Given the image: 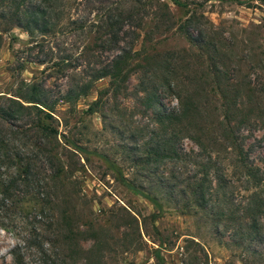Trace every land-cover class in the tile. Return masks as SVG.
Here are the masks:
<instances>
[{
    "label": "rangeland",
    "instance_id": "rangeland-1",
    "mask_svg": "<svg viewBox=\"0 0 264 264\" xmlns=\"http://www.w3.org/2000/svg\"><path fill=\"white\" fill-rule=\"evenodd\" d=\"M115 1L122 2L126 14L135 3L57 2L71 6V19L84 20L93 19ZM150 1L154 5L167 3L176 19L182 14L183 9L170 0ZM181 2L190 12L203 14L209 43L200 48L193 45L176 27L168 28L153 14L142 15L144 31L160 57L167 52L174 54V82L196 90L198 78L211 70L209 57L216 55L214 61L224 62L231 81L247 83L242 107L244 112L249 110L252 126L240 133L244 146L250 149V160L264 174V0ZM125 30L121 45L131 37V29ZM9 34L3 35L0 46V94L10 95L7 93H13L21 80L34 81L44 87L45 96L52 101L88 80L93 69L108 64L116 52L109 42L95 41L94 33L69 18H64L53 34L38 39L42 47L31 49L32 43L20 29ZM156 60L154 66L159 62ZM21 62L26 63L19 69ZM147 70L133 71L118 91L109 87L107 77L99 79L89 94L74 104L59 101L55 106L52 124L58 130L59 142L71 151L64 162L73 174L71 183L52 194L54 198L73 197L68 199L67 208L75 210L76 245L52 257L29 251L25 264H264V212L251 217L245 208L253 185L233 165V153L220 142L212 143L219 133L218 97L207 87L205 95L198 98L202 119L188 131L175 125L176 134L168 135L157 117L177 108L176 91L161 85L163 69ZM153 88L157 89L156 104L148 105ZM99 89L107 90L101 105L88 112ZM200 129L205 133L204 152L187 135H197ZM170 136L173 151L167 157L168 146L162 141ZM154 148L157 153L149 156L148 151ZM221 173L226 174L225 184L217 186L216 174ZM200 178L208 190L204 200L195 191ZM253 218L256 225L250 228ZM14 243L12 232L0 227V264H14L9 254Z\"/></svg>",
    "mask_w": 264,
    "mask_h": 264
},
{
    "label": "trees",
    "instance_id": "trees-1",
    "mask_svg": "<svg viewBox=\"0 0 264 264\" xmlns=\"http://www.w3.org/2000/svg\"><path fill=\"white\" fill-rule=\"evenodd\" d=\"M57 1L59 0H0V46L3 35L12 33L17 28L28 36L29 43H32L31 49L42 47L38 39L53 34L61 21L69 18L80 23L81 28L94 33L95 41L100 39L99 43L109 42L111 49L116 52L108 64L93 69L88 80L81 81L76 89L67 90L64 95L52 101H48L45 96L44 87L34 81L21 80L13 93L0 94V227L12 232L16 238V243L9 250L13 263L25 264L26 253L32 250L41 257H52L60 255L65 248L76 245L78 226L73 224L75 210L67 208L73 197L54 198L52 194L55 189L64 188L71 183L73 174L64 162L71 151L65 147L64 142H59L58 130L52 124L55 106L59 101L74 104L80 97L89 94L96 81L105 77L108 78L109 87L118 91L121 83L133 71L142 68L151 73L156 68L163 69L161 85L167 90L175 88L177 108L160 112L157 117L168 135L176 134L177 131L173 128L175 125H182L188 131L187 128L194 127L195 122L202 119L201 102L198 98L205 95L202 93L207 87L209 92L218 97V110L221 112L216 125L219 133L217 137L213 136L212 143L216 145L220 142L225 150L233 153V165L238 166L244 179L252 183L251 201L245 207L249 215L254 217L263 213L264 174L250 160V149L244 146V137L240 133V130L250 129L252 126L249 110L244 112L242 107V97L247 96V83L240 81L241 79L231 81L233 77L227 75L229 71L224 62H220V59L214 61L216 55L209 57L212 60L211 70L198 78L200 84L197 89L195 87L196 90L174 82L173 79L177 77L171 65L175 60L174 54L167 52L160 57L144 31L145 18L142 15L153 14V18L155 16L161 23L167 24L168 28L176 27L190 43L200 48L209 43L208 27L202 22L203 14H198L195 10L190 12L181 0H170L183 9L181 16L176 19L165 2L154 5L150 0H135L127 14L122 10V2L115 1L100 14H95L93 19H71V6ZM206 24L213 27L209 20ZM126 27L131 29V37L121 45ZM13 38L12 36L11 39ZM212 49L217 53L213 42ZM157 58L159 62L154 66ZM42 61L44 60H38L39 63ZM25 63L21 62L17 67L21 69ZM207 79L209 81L206 83ZM156 90L153 88L147 97L148 105L156 104ZM106 91H97L98 97L88 106V112L98 110L101 97ZM187 135L201 151L207 149L205 133L201 129L197 135ZM171 138L170 136L162 141V144L168 146L167 157H171L170 152L173 151ZM68 143L73 147L76 145L72 141ZM154 149L148 151L149 156L157 153L158 149ZM216 176L217 186L225 184L226 174ZM204 183V178H200L195 185L196 194H200L202 200L205 199L204 193H208L204 189ZM76 198L79 199L78 196ZM151 199L157 203L156 199ZM255 225L253 218L250 228ZM261 236L264 245V228Z\"/></svg>",
    "mask_w": 264,
    "mask_h": 264
}]
</instances>
